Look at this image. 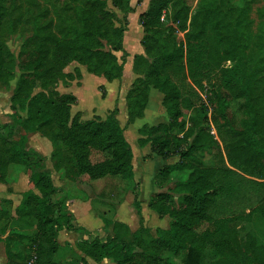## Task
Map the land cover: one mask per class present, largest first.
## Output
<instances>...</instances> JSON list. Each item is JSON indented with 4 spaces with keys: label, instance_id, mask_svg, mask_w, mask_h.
I'll return each instance as SVG.
<instances>
[{
    "label": "trees",
    "instance_id": "1",
    "mask_svg": "<svg viewBox=\"0 0 264 264\" xmlns=\"http://www.w3.org/2000/svg\"><path fill=\"white\" fill-rule=\"evenodd\" d=\"M112 1L123 13L134 9L130 0ZM84 5L89 13L81 27L66 25L69 27L49 33L45 24L24 41L17 56L0 40V81L8 84L16 78L10 97L13 122L0 123V131L8 127L5 135L0 132V171L4 174L10 165H19V172L27 174L30 186L21 193L15 217L7 205L1 213L7 211L11 228L18 223L36 228L37 264H57L53 257L60 247L58 232L80 227L73 223L66 200L53 198L58 187L49 170L42 166L44 156L28 145V133L39 132L50 140V159L55 169L66 159L72 161L78 173H87L91 178L106 173L120 174L130 180L134 177L133 153L124 136V127L115 116L117 107L105 119L95 116L81 122L73 117L68 124L69 107L76 100L74 95H60L53 90L33 92L35 86L49 88L53 79L64 76L63 67L73 60L108 81L122 77L126 58L119 61L111 51L104 50L102 39L128 55L123 45L126 28L115 24L118 17L107 9L106 0H85ZM163 10L171 21L169 25L160 21ZM189 11L182 0L148 1L146 10L138 17L143 27L140 43L144 53L133 57L132 70L136 77L125 95L130 122L142 116L151 87L163 95L161 103L169 119L149 127L145 138H139L138 143L141 146L149 143L152 153L163 161L176 157L160 170L161 180L171 181L170 188L154 192L148 200V206L158 216H171L169 227H157L153 234L143 224L138 199L133 204L140 224L134 231L121 221L99 214L104 227L112 229L104 237L93 236L76 242L75 247L83 254V264H87L86 256L95 261L110 258L114 264H174L163 252H183L203 222L218 221L246 209L264 216V125L249 79L241 86L249 120L245 126H236L227 115L222 85L214 81L221 80L220 74L213 71L204 48L208 32H217L225 26V20L218 10L206 6L204 0L190 15ZM148 29H153L160 38L152 54L144 35ZM176 30L183 32L184 42L177 38ZM181 62L184 71L178 69ZM16 68L20 71L17 77ZM225 70L233 74L240 70V63L236 61L229 68H221V72ZM203 93L209 95L210 107L203 101ZM16 128L22 131L18 138L13 137ZM139 132L143 134L144 129ZM93 143L108 152L99 163L89 159V147ZM65 145L72 146V150L68 147V156ZM220 145L227 164H203V152ZM173 195H177L176 200ZM9 225L0 229V243L4 244L8 264H25L14 249L17 233L9 230ZM214 252L221 259H228L219 249ZM243 257L247 264H264V246L251 252L243 250L236 264H246Z\"/></svg>",
    "mask_w": 264,
    "mask_h": 264
},
{
    "label": "rangeland",
    "instance_id": "2",
    "mask_svg": "<svg viewBox=\"0 0 264 264\" xmlns=\"http://www.w3.org/2000/svg\"><path fill=\"white\" fill-rule=\"evenodd\" d=\"M84 1L0 0V40L17 56L23 48L24 41L45 24V30L49 33H57L59 29L64 28L66 25L81 27L85 15L89 13L88 8L84 5ZM148 1L142 0L141 3H147ZM182 1L190 8V15L202 0ZM137 2L138 0H130L132 5H136ZM204 2L206 6L218 10L225 20V26L220 27L217 32H208L204 41V48L207 50V57L213 71L220 74L221 80L214 81L222 85L227 115L236 126L242 127L247 124L249 113L244 103V93L241 86L245 82V79H249V86L252 90L259 117L261 123L264 125V0H204ZM106 7L108 10L116 13L118 19L115 21V24L127 29L129 23L127 13H123L116 7L112 0H106ZM166 10L169 12V9ZM166 10H163L160 21L169 25L171 21L166 18ZM90 22L93 24L95 20L90 19ZM187 24H189V19ZM135 26L136 23L133 24L132 21L128 28L130 35H134L133 33L136 31ZM175 34L179 40L185 41L182 31L176 30ZM144 35L147 36L146 42L149 44L152 54V52H155L160 38H157V34H155L153 29H148ZM222 36L224 38H221ZM102 42V48L115 54L119 61L121 57L126 58V73L120 79L122 80L120 83H114L110 86V93L108 97L106 96L107 98L103 97L106 94L104 83L99 81L105 80L103 76L90 73L86 65L76 60L71 61L63 67L62 72L64 76H61L57 80L53 79L49 88L37 85L34 87L33 92L36 93L43 90L48 93L55 91L60 95H74L76 100L69 107L68 124L73 117L79 119L81 122L93 119L95 116L92 117L93 112L90 106L92 101L104 99L101 101L103 109L109 106H113V108L117 107L115 116L120 125L124 127L123 133L125 138L131 147H134L137 154L134 169L135 179L130 180L120 174L112 173L91 178L87 173H78L76 168L72 166V161H66V159L61 161L59 169H55L49 157L52 149L51 142L39 132L27 134L28 145L37 150V152L40 150L39 152L42 156L43 153L46 154V157H43L42 166L49 170L53 177L52 180L57 184L58 190L53 197L55 200L63 199L64 201H69L80 197L83 200L90 201L92 208L99 214H104L112 219L115 216L118 205L117 208L120 206L122 210L121 214H123L119 216L125 217L129 214L132 225L136 228L139 227L140 222L133 204L134 199H138L139 203L141 202L143 210L154 192L167 191L172 183L169 179L161 180L160 170L164 164H170L169 162L176 160V157L170 158L164 161L166 163H161L157 167L158 169L151 167L150 169L148 168L146 174H143V165L151 157L143 155L142 148L138 145L137 141L139 138H145V133L148 132L149 127L166 122L169 116L162 103L155 98H151L150 108L147 109L146 105L142 116L135 118L132 122L128 121L124 92L127 88V90H130L134 79L131 74L130 65L126 64V56L129 54L126 55L125 52L115 50L113 45L104 39H102ZM138 45H140L139 42ZM229 55L232 57L226 58ZM150 58L152 60L151 56ZM236 61L240 63V70H237L233 74L227 70L221 72V68H229ZM184 68V62H181V66L178 69L184 71ZM15 71L17 77L20 71L17 68ZM83 72L85 74L84 78ZM82 78L83 80H81ZM15 82L16 78L8 84L0 81L1 124L13 122V118L10 115L12 113L10 97ZM139 88L142 87L140 86ZM202 98L208 107H210L209 95L203 93ZM113 108L108 109V112L104 111L105 116L99 118L105 119ZM21 114L24 115L25 113L21 112ZM142 129H144L143 134L139 132ZM7 130L8 127H4L0 132L5 135ZM212 132L215 134L214 130ZM21 133L22 131L16 128L13 132V137L18 138ZM68 147L69 150H72L71 145H65L67 156L69 154ZM107 156L108 152L103 151L94 143L89 147V159L91 162L99 163ZM201 157L205 165L227 164V157L222 145L206 149ZM20 167L13 164L7 168L4 174L0 171V229L3 226L7 227L12 222L7 211L4 214L1 213L6 208V204H3L2 198L6 194V183H11L17 178ZM13 188H16L12 192L17 194L16 198L18 199L21 191L26 187L15 186ZM35 192L38 193L36 189ZM173 196L176 200L177 195ZM119 203L121 204L119 205ZM146 211L147 209L145 208ZM13 216L15 217V215ZM119 216H117L118 219L120 218ZM145 216L146 214L143 217V224L153 230L152 233L155 234V217L145 218ZM171 219V216H167V228ZM104 228L97 234L94 233L96 234L94 237H104L107 231ZM9 230L17 233L14 249L21 255V263L26 262L25 264H28L29 261H32L29 264H37V258L33 257L35 255L34 238L36 237V228L18 223L13 228L10 227ZM195 232L196 234L189 241L187 249L180 253H173L167 250L163 252V256L168 257L174 264H236L235 260L243 250L251 252L254 248L264 246V216L259 212L246 209L236 214L230 213L227 218L218 221L203 222ZM3 248L4 244L1 243L0 264H8V259ZM216 248L219 249L221 255H227L228 259H221L220 256H217L214 252ZM81 258L82 254L72 245L66 243L63 246L60 245L53 260L57 264H83ZM242 260L246 263L244 257Z\"/></svg>",
    "mask_w": 264,
    "mask_h": 264
},
{
    "label": "crops",
    "instance_id": "3",
    "mask_svg": "<svg viewBox=\"0 0 264 264\" xmlns=\"http://www.w3.org/2000/svg\"><path fill=\"white\" fill-rule=\"evenodd\" d=\"M140 3L133 5V7H134L133 11H131L127 14V20L129 23H128L127 29L125 30L124 35H123V45H124L125 50L127 49L126 51L129 54L127 56V63L126 64L130 65L129 67L131 70H132V62H133L134 55L144 53V48L140 43V40H141L142 35H143V27L141 24H139L138 17H139V14L141 12L146 10L148 2L147 3L146 2L141 3V4ZM132 21H133V24L136 23V26H135L136 31L133 33L134 35H130V31L128 29ZM138 42L140 43L141 46L138 45ZM127 45L131 46V47H128ZM126 47H128V48H126ZM125 73H126V65H124L123 75L120 79H122L124 77ZM131 74H132V77H134V78L136 77V74L133 72V70H132ZM84 75L85 74L83 72V78H84ZM83 78L81 80H83ZM120 79H114L112 81H108L106 79L105 80H99L101 83H104V87L106 89V94H104V96L103 95L102 96L108 97L109 93H110V86L113 85L114 83H116V84L120 83L122 81ZM127 89L125 90L124 95H126ZM162 97H163V95L161 92H159L157 89L151 87L150 91H149V96H148L147 109L150 108L151 98H155L161 102ZM79 99H80V97H79ZM102 100H104V99L95 100V101L91 102L90 106H91V110L93 112L92 117L93 116L104 117L105 116L104 111L108 112V109L113 108V106L112 107L109 106V107H104V109H103V106H102L103 104L101 102ZM138 145L142 148V152H143L144 156L151 157V159L146 161V163H144V165H143L144 166L143 174H146L148 172V168L149 169L151 167L157 168L161 165V163H166L163 160H161L159 157H157L154 153H152L149 143H147L143 146H141L138 143ZM131 149H132V153H133L132 164H133V171H134V176H135V170L134 169H135V162L137 160V154H136L134 147H131ZM50 153H51V151H50ZM50 153H49V157H50ZM43 156L46 157V154L43 153ZM52 179H53V177H52ZM53 183H54V181H53ZM6 184H7L6 189H5L6 194L3 195L2 202H3V200H8V201H6V205L9 208L10 212L14 215L15 208L21 200V194L19 195V198L17 199L16 198L17 194L12 192L13 190L16 189L13 187H15V186L24 187L25 186L26 188L23 189L21 191V193L24 190L28 189L29 188L28 176H27V174H25L23 172H19L17 178L13 182L6 183ZM55 185L57 186V184H55ZM120 204L121 203H119V205ZM140 205H141V202H140ZM146 205L147 206L145 208L147 209V211L145 212V208H143V210H142V206H141V212L143 213L142 214L143 217L146 214L145 218H148V217L154 218L155 217L156 227L154 228V231L156 230L157 227L165 228L166 224H167V216H162V217L158 216V214L148 206V201H147ZM66 207L73 215V223L76 226L80 227V229H78V230L61 229L58 232V236H57L58 242L60 245L63 246L66 243H69L75 249H77L75 247L76 242L81 241L83 239H88L89 237H93L100 230H103V228H104L103 220L99 216V213L95 209L92 208L90 201H87L86 199L83 200L80 197H76V198H73L69 201L67 200L66 201ZM117 207H118V205H117ZM117 207H116L115 216H114L113 220H118V221L125 223L131 231L136 230L138 227H136V228L133 227L132 220H130L131 219L130 215L127 214L128 216H125V217L119 216V215H123V214H121L122 210L120 209V206H119V208H117ZM117 216H119L120 218L118 219ZM104 229H107L108 231L111 232L112 227L110 226V227L104 228ZM152 231L153 230H151V232ZM94 233H96V234H94ZM0 245H1V243H0ZM3 250H4V248H3ZM77 251L81 253L80 250L77 249ZM85 259H86L87 264H114V262L110 258H106V257L103 258L101 261H95L88 256H86Z\"/></svg>",
    "mask_w": 264,
    "mask_h": 264
},
{
    "label": "built area",
    "instance_id": "4",
    "mask_svg": "<svg viewBox=\"0 0 264 264\" xmlns=\"http://www.w3.org/2000/svg\"><path fill=\"white\" fill-rule=\"evenodd\" d=\"M33 257L35 258L36 256H35V255H33ZM29 263H32V261H29V262H28V264H29Z\"/></svg>",
    "mask_w": 264,
    "mask_h": 264
}]
</instances>
